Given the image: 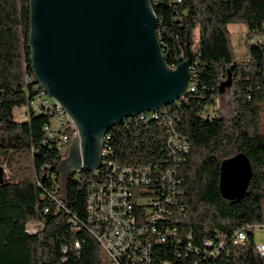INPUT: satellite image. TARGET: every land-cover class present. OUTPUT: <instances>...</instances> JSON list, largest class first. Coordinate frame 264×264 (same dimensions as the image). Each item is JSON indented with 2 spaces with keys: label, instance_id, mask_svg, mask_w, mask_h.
<instances>
[{
  "label": "trees",
  "instance_id": "1",
  "mask_svg": "<svg viewBox=\"0 0 264 264\" xmlns=\"http://www.w3.org/2000/svg\"><path fill=\"white\" fill-rule=\"evenodd\" d=\"M153 1L169 67L184 60L188 44L193 90L157 111H165L157 120L124 119L107 133L105 143L117 166L160 168L168 164L161 139L168 120L189 144L176 176L177 201L183 207L174 223L177 237L153 241L154 264H264L248 228L264 224V0ZM235 23L246 27L249 58L243 63L234 61L231 50L228 26ZM29 32L30 0H0V167H6L0 184V264H104L88 227L86 202L89 185L106 179L109 167L101 163L97 171H77L67 180L64 207L55 210L53 199L61 195L56 166L65 146L58 149V135L49 138L44 129L53 116L28 108L41 90L25 81L32 76ZM228 74L229 86L236 85L237 108L225 118L211 111H216L215 97ZM23 108L24 117L14 115ZM241 153L250 162L251 179L243 194L228 200L219 191L220 165ZM151 187L158 192L156 185ZM139 188L133 190V209L144 224ZM28 224L37 225V231L27 232ZM241 229L247 230L246 239L234 244V232ZM73 241L79 242L78 249L72 248ZM63 246L69 247L66 252Z\"/></svg>",
  "mask_w": 264,
  "mask_h": 264
},
{
  "label": "water",
  "instance_id": "2",
  "mask_svg": "<svg viewBox=\"0 0 264 264\" xmlns=\"http://www.w3.org/2000/svg\"><path fill=\"white\" fill-rule=\"evenodd\" d=\"M151 0H30L34 83L59 104L75 130L56 166L61 199L77 171L100 167L105 134L124 119L158 110L189 88L192 56L169 67L157 35ZM231 77L220 84V92ZM251 166L244 154L220 165L219 191L237 199ZM3 169L0 167V184Z\"/></svg>",
  "mask_w": 264,
  "mask_h": 264
},
{
  "label": "built area",
  "instance_id": "3",
  "mask_svg": "<svg viewBox=\"0 0 264 264\" xmlns=\"http://www.w3.org/2000/svg\"><path fill=\"white\" fill-rule=\"evenodd\" d=\"M152 2L155 1L151 0V5ZM192 71L191 65L190 76ZM32 78L33 75H28L25 80L26 83L31 81L34 83V78L33 80ZM190 90L192 91L193 88L189 82L188 91ZM48 99L49 97L41 89L40 93L29 101L28 108L43 110L53 116L52 121L44 129L49 138L58 135V149L64 146L66 148L70 140L76 136V130L61 106L53 100L51 103ZM162 108L133 117L142 122L149 119L157 120L160 114L165 112L164 110L157 112ZM24 115L21 111L17 114V116L23 117ZM166 129V135L161 139L163 146L168 151V158L166 159L168 164L162 165L161 168L157 164L117 166L112 160L111 147L105 143L108 138L107 133L110 130L104 136L100 163L109 167V173H107L106 179L101 182H92L89 185L86 202L88 227L102 250L104 264H154L155 259L151 255L153 241L164 242L166 235L177 237V227L174 226V223L179 221L183 207L177 201L176 176L178 162L189 151V144L177 136L172 129V122L169 120L166 122ZM68 133L71 136H68ZM1 167L3 172H6V167ZM153 185L158 187L157 193L155 188L151 187ZM142 187L146 189H142ZM137 188H139V192H143L140 193L139 203L142 204L143 209L140 221L146 222L144 224L137 220L133 209V203H136L135 199L133 200V190ZM53 203L56 211L64 207V200L61 199V196L54 198ZM47 211L48 208H44V212ZM72 222L76 227V221ZM167 223L173 224V227L166 226ZM159 225H163L162 228ZM37 228L35 224H28L26 231L35 233ZM248 228L251 231L255 229L264 231V224L252 225ZM246 232L245 229L235 231L234 244L243 243L246 239ZM186 238L190 240L192 232H188ZM203 244L213 246L210 240H204ZM186 247L190 248V243H187ZM68 248L63 246V252H66ZM72 248L78 249L79 242L73 241ZM220 248L219 245L217 250ZM255 249L260 256H264V243L256 244ZM160 264L170 263L164 261Z\"/></svg>",
  "mask_w": 264,
  "mask_h": 264
},
{
  "label": "rangeland",
  "instance_id": "4",
  "mask_svg": "<svg viewBox=\"0 0 264 264\" xmlns=\"http://www.w3.org/2000/svg\"><path fill=\"white\" fill-rule=\"evenodd\" d=\"M230 32V45L233 53V59L236 63H243L248 60L246 27L243 24L235 23L228 26ZM50 99V98H49ZM52 101V99H50ZM237 108L236 85L224 87L222 92H218L215 97L214 109L211 114L219 112L225 118H230L235 114ZM25 108L21 109L24 112ZM19 110L13 111L14 115L18 114ZM262 130L264 133V117L262 119ZM67 147L61 150V153H66ZM253 238L256 244L264 243V231L255 229Z\"/></svg>",
  "mask_w": 264,
  "mask_h": 264
}]
</instances>
